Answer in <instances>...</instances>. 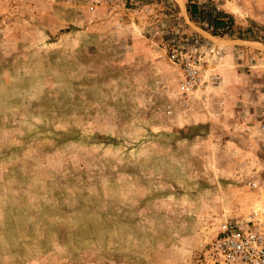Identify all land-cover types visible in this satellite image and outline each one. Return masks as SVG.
<instances>
[{
	"label": "rangeland",
	"instance_id": "obj_1",
	"mask_svg": "<svg viewBox=\"0 0 264 264\" xmlns=\"http://www.w3.org/2000/svg\"><path fill=\"white\" fill-rule=\"evenodd\" d=\"M214 13L264 45V0H0V264H216L261 212L264 47L242 93L167 57Z\"/></svg>",
	"mask_w": 264,
	"mask_h": 264
},
{
	"label": "built area",
	"instance_id": "obj_2",
	"mask_svg": "<svg viewBox=\"0 0 264 264\" xmlns=\"http://www.w3.org/2000/svg\"><path fill=\"white\" fill-rule=\"evenodd\" d=\"M202 24L205 27L203 29L213 31L212 20L204 18ZM222 55L220 48L204 43L198 34V37L193 38L192 44L173 47L167 57L181 69L180 89L185 95L193 96L196 94L193 92L202 86L200 81L203 69H206L204 65L217 62ZM208 77L210 81L220 80L217 74H210ZM258 131L264 143V118L258 125ZM211 250L216 264H264V215L253 210L242 221L225 223L221 233L214 239Z\"/></svg>",
	"mask_w": 264,
	"mask_h": 264
},
{
	"label": "crops",
	"instance_id": "obj_3",
	"mask_svg": "<svg viewBox=\"0 0 264 264\" xmlns=\"http://www.w3.org/2000/svg\"><path fill=\"white\" fill-rule=\"evenodd\" d=\"M220 16H222V13H220ZM193 30L198 32V34L200 35L204 43L213 44V46L221 49L222 54L226 57V58L224 56L221 57V58H224L223 61H226V63L223 65L230 66L231 67L230 71H232L231 73H233L231 75L230 82L231 83L236 82V84H230V85L234 87L235 93L244 92V89L238 85L239 84L238 81L244 79L243 77H240V74L238 72L239 68L242 66H247L250 69L253 67L260 66L256 63L253 64V60L258 55L259 53L258 50L262 51V49H258L259 47L257 46L260 45L264 47L263 43L260 41H257V40L255 41L251 39L230 38L227 36H218V35L213 34V31H208V30H205L197 26H193ZM251 44H255L256 46L255 48L257 49L251 48V47L247 48V46H251ZM223 65H221V67ZM253 76L254 74L251 73L250 75H248V79H250L251 82L254 80V82L258 83L257 81H255V78ZM235 77L238 79V81L237 79H235ZM220 84L222 85V81L220 82ZM260 96L262 99H264V93L263 95H260ZM263 108H264V105H263Z\"/></svg>",
	"mask_w": 264,
	"mask_h": 264
},
{
	"label": "trees",
	"instance_id": "obj_4",
	"mask_svg": "<svg viewBox=\"0 0 264 264\" xmlns=\"http://www.w3.org/2000/svg\"><path fill=\"white\" fill-rule=\"evenodd\" d=\"M196 11V8L193 6L188 7V12L191 14H194ZM214 18L212 20L213 23V34L217 35L216 31L218 30H223L226 28V23L222 20L221 16L219 13H214ZM211 20V19H210Z\"/></svg>",
	"mask_w": 264,
	"mask_h": 264
},
{
	"label": "bare ground",
	"instance_id": "obj_5",
	"mask_svg": "<svg viewBox=\"0 0 264 264\" xmlns=\"http://www.w3.org/2000/svg\"><path fill=\"white\" fill-rule=\"evenodd\" d=\"M261 214L264 215V207L261 209Z\"/></svg>",
	"mask_w": 264,
	"mask_h": 264
}]
</instances>
